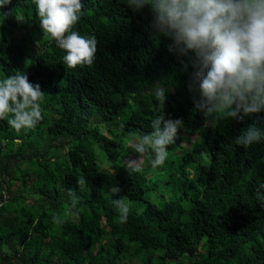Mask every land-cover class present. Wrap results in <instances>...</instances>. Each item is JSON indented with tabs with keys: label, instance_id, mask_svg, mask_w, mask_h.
I'll use <instances>...</instances> for the list:
<instances>
[{
	"label": "trees",
	"instance_id": "obj_1",
	"mask_svg": "<svg viewBox=\"0 0 264 264\" xmlns=\"http://www.w3.org/2000/svg\"><path fill=\"white\" fill-rule=\"evenodd\" d=\"M82 4L72 30L95 36L97 52L92 64L72 68L32 0L0 9V80L25 73L45 93L34 127L16 130L10 113L0 119V264H132L125 257L143 249L171 260L188 254L191 264H264V200L256 195L264 141L234 142L249 126L264 128V112L211 120L195 107L191 69L167 39L152 36L150 7ZM15 11L45 39L39 50L14 34ZM157 84L169 90L165 104L149 97ZM162 114L183 121L167 160L156 177L144 163L128 171L120 163L133 154L129 133L150 134ZM110 162L120 165L115 173L102 168ZM121 199L125 222L112 203Z\"/></svg>",
	"mask_w": 264,
	"mask_h": 264
},
{
	"label": "clouds",
	"instance_id": "obj_2",
	"mask_svg": "<svg viewBox=\"0 0 264 264\" xmlns=\"http://www.w3.org/2000/svg\"><path fill=\"white\" fill-rule=\"evenodd\" d=\"M43 31L65 50L64 64L72 68L92 64L97 52L95 36L74 31L83 8L82 0H32ZM134 10L150 7L152 36L167 39L168 51L190 71L189 90L195 93L197 110L211 120L264 112V0H126ZM12 0H0V9ZM20 18V17H18ZM168 89L160 84L152 95L165 104ZM40 84L32 83L25 73L0 80V119L12 114L9 124L16 130L34 127L42 118L44 97ZM183 126L181 119L164 114L152 121L150 134L129 133L134 152L147 154L152 166L163 165L168 146ZM264 141V128L249 126L235 138L247 147ZM142 159L129 160L126 167L139 171ZM81 185L84 180L79 179ZM116 191V189H114ZM264 185L257 199L264 200ZM121 222L128 218L125 199L112 201ZM54 222L62 221L57 217Z\"/></svg>",
	"mask_w": 264,
	"mask_h": 264
},
{
	"label": "rangeland",
	"instance_id": "obj_3",
	"mask_svg": "<svg viewBox=\"0 0 264 264\" xmlns=\"http://www.w3.org/2000/svg\"><path fill=\"white\" fill-rule=\"evenodd\" d=\"M18 17H20V18H18ZM26 17H27L26 14H24V13H18L17 14V11H15V17L14 18H15L17 25L15 27H13V30L15 31L14 34L21 39H26V41L28 43H30V45H29L30 48H33V49L35 48V49L39 50L43 46L45 39L43 38L42 35L38 34L35 30H33L31 28V26L24 27V24L26 22ZM1 32H2V28L0 25V34H1ZM27 35H29V37L31 35L32 38L28 39ZM163 78H165V77L163 76ZM151 95H152V93L149 95V97ZM120 124H121V122H119V121L114 122V126H119ZM105 133L107 135H109L107 131H105ZM127 147H129L128 150L131 149V152L133 154H129L126 158H123V163H120V165H126L129 160L142 159L145 166H152L151 163L145 162V157H144L145 154H139V153L134 152V150L130 147L129 140H127ZM120 165L116 162L103 163L102 168H103V170H105L109 173H115ZM151 170H152L151 175L153 177H156L157 170L154 167L151 168ZM159 189L165 190L166 188L163 187V185L160 183ZM170 192L173 193V190H171ZM157 193L159 194V192H157ZM131 247L136 248L135 243H132ZM162 253H163V249H158V250L143 249L137 255H136V253H131V255H130L131 257L138 256V257L133 258V260L129 258V254H128L125 257V261L126 262L131 261L132 264H142V262L145 264V263H147V261H151L153 264H191V261L194 259V258L190 257L188 254L179 260L164 259L162 256ZM198 256H200V255L198 254L196 257H198Z\"/></svg>",
	"mask_w": 264,
	"mask_h": 264
}]
</instances>
